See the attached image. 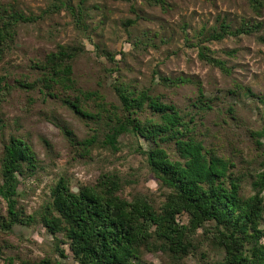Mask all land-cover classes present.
Listing matches in <instances>:
<instances>
[{"label": "rangeland", "instance_id": "obj_1", "mask_svg": "<svg viewBox=\"0 0 264 264\" xmlns=\"http://www.w3.org/2000/svg\"><path fill=\"white\" fill-rule=\"evenodd\" d=\"M2 12L30 19L13 24L0 57V168L11 135L28 144L35 167H25L18 175L16 206L24 223H15L9 231L0 228V264L9 255L15 258L13 264H37L44 257L78 264L66 238L49 232L42 222L61 178L77 191L96 185L104 173L115 174L123 183L122 197L130 200L140 192L157 208L168 192L139 151L150 147L147 139L128 132L119 136L116 150L99 142L83 148L79 141L94 132L101 135L102 125L74 112L63 102L66 96H77L83 108L94 112V100L86 91L100 93L109 108L110 103L120 105L117 86L148 90L174 104L185 120L193 116L194 136L233 161L240 195L255 192L252 181L264 172V158L250 134L264 125V0L259 11L249 0H0ZM246 23L260 27L234 31ZM221 24L234 32L210 38ZM60 46L74 50L75 87L54 85L57 93L50 96L39 89V64ZM199 50L222 60L227 71L201 58ZM138 115L143 119L151 113L145 109ZM260 139L264 143V136ZM160 144L179 158L173 140ZM7 218L0 195V220ZM178 218L187 222L185 214ZM205 225L214 228L212 222ZM207 236L199 228L196 249L179 259L156 249L143 251L133 264H215L222 251Z\"/></svg>", "mask_w": 264, "mask_h": 264}, {"label": "trees", "instance_id": "obj_2", "mask_svg": "<svg viewBox=\"0 0 264 264\" xmlns=\"http://www.w3.org/2000/svg\"><path fill=\"white\" fill-rule=\"evenodd\" d=\"M256 11L263 0H249ZM32 17V16H31ZM18 12L0 13V57L4 54L14 32L13 24L29 20ZM258 24V23H255ZM210 38H221L232 32L258 30L257 25L244 24L231 31L221 24ZM264 41V34L261 36ZM201 58L227 71L224 62L199 50ZM74 50L60 46L46 54L39 64V89L55 95L56 87L63 90L75 87L72 77ZM168 80V78H163ZM182 81V79L179 78ZM120 105L110 103L97 91H86L94 100L96 110L91 112L79 98L63 97L77 114L102 125L101 135L94 132L79 141L85 149L95 143L116 150L118 138L133 133L150 142V147L139 151L145 156L150 171L168 192L158 205L147 195L135 192L130 200L120 195L122 181L118 175L104 173L96 185H83L74 191L64 178L53 190L48 212L42 217L44 226L52 234L61 233L78 264H133L143 251L160 250L173 259H179L196 249V233L202 229L222 256L215 264H264V172L252 181L255 192L240 195V177L233 175V161L207 148L193 133V116L185 120L172 103L164 102L148 90L136 92L122 86L115 87ZM199 93L201 89L198 88ZM246 91H250L247 89ZM195 105L204 102L193 101ZM207 107H210L207 105ZM149 109L151 116L140 118L138 113ZM70 136L71 131L64 129ZM264 158V125L250 131ZM173 140L179 158H172L160 142ZM34 170V157L22 139L11 135L4 145L1 161L0 195L7 205V219L0 220V228L9 231L15 223H24L17 211L18 175L24 168ZM187 216L184 223L178 218ZM25 221H30L28 218ZM213 223V230L206 222ZM26 223V222H25ZM65 256L63 249H59ZM13 256H4L3 264H13ZM37 264H61L44 257ZM144 264H153L146 262Z\"/></svg>", "mask_w": 264, "mask_h": 264}, {"label": "water", "instance_id": "obj_3", "mask_svg": "<svg viewBox=\"0 0 264 264\" xmlns=\"http://www.w3.org/2000/svg\"><path fill=\"white\" fill-rule=\"evenodd\" d=\"M73 190L75 191V190H76V188H73Z\"/></svg>", "mask_w": 264, "mask_h": 264}]
</instances>
